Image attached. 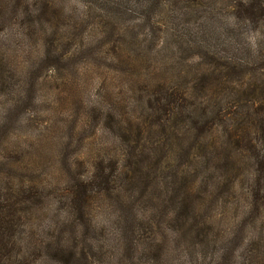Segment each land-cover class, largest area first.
<instances>
[{
	"label": "trees",
	"instance_id": "16d2710c",
	"mask_svg": "<svg viewBox=\"0 0 264 264\" xmlns=\"http://www.w3.org/2000/svg\"><path fill=\"white\" fill-rule=\"evenodd\" d=\"M75 1L0 0V31L10 11L21 41L41 46L30 55L44 73L107 48L123 97L102 124L91 114L80 142L93 152L75 163L63 154L66 183L52 191L25 185L33 160L1 154L11 121H0V264H170L189 248L179 241L200 253L195 263L264 264V0ZM34 92L16 101L20 112L36 103ZM102 130L114 139L95 143ZM238 187L247 207L234 232L249 224L257 234L234 235L230 254L207 261L221 239L214 207Z\"/></svg>",
	"mask_w": 264,
	"mask_h": 264
},
{
	"label": "rangeland",
	"instance_id": "374dc122",
	"mask_svg": "<svg viewBox=\"0 0 264 264\" xmlns=\"http://www.w3.org/2000/svg\"><path fill=\"white\" fill-rule=\"evenodd\" d=\"M2 1H4L2 5L7 2V0ZM72 1L78 6L75 0ZM9 12L3 15L2 27L5 30L0 31V56L5 58L3 61L7 71L0 78V121L11 122H8L9 132L6 135L8 140L4 142L2 152L1 149L0 152L1 154H13L19 151L22 153L20 156L26 160L25 162L31 160L35 162L32 164L35 168V174L32 175L34 177L31 182L25 184L26 186L33 183L49 191L58 187L63 188L66 182L60 177L62 155H67L68 163H71L72 159L75 163V157L79 155L83 159L89 158L93 152L91 148L93 145L90 146L89 142L82 145L80 139L81 137L87 139L90 135L87 126L91 122V114L98 119L97 121H101V124L106 121L108 115L118 114V105L121 103L118 99L123 97L121 94L123 88L117 76L122 77L118 70H112V66L116 68V61L113 60L107 48L97 60L87 59L78 62L73 67L66 63L62 72L56 70L40 72L41 61L36 62L30 54H41V46L37 44L38 41L34 43L35 45L21 41L24 31L21 32L19 24L11 26ZM199 23H201L200 20L196 25ZM211 26L215 29V20L214 25L211 24ZM13 64L16 65V69ZM19 67L22 68L19 70ZM8 73L10 74L9 79ZM12 75L13 79L10 81ZM33 75L41 77L38 82H34ZM3 84L7 85V92L1 90ZM32 88L35 89L33 96L36 103L25 112H20V108L24 105L17 107L16 101L21 96L26 98L28 90ZM91 108L94 110L91 111ZM3 115L5 119L1 118ZM78 126L81 127L78 129ZM113 136H115L113 132L102 130L98 132L95 143L104 144L112 141ZM92 140H94L93 137ZM100 149V145L95 147L96 151ZM177 149L174 146L172 153H175ZM74 163L72 169L75 170ZM6 167L15 177L21 173L15 166L7 165ZM244 193L243 187H238L234 197L228 196L229 202L214 207L217 213H213L211 217L213 228L221 239L217 248L215 246L210 248L214 252L207 254V261H212L215 257L213 260L216 262L218 255L230 254L235 246L233 241L236 240V236L238 240L243 237H245L243 240H247L253 234H257L253 232L256 227L249 226V224L238 235L234 232L239 226V221L242 222V217L245 216L247 203ZM205 201L203 211L206 216L210 215L207 209L210 205L207 208L206 206L211 204L212 198ZM53 203L49 218H55L58 213L57 202ZM178 244L184 249L187 245L189 248L185 251L186 254L179 255L182 257L180 262L168 256L170 264H207L201 255L198 263H195L197 260L193 256L200 253H195L191 243L179 241ZM172 248L168 247V250L174 252ZM238 249H235L236 254L241 253V249Z\"/></svg>",
	"mask_w": 264,
	"mask_h": 264
}]
</instances>
